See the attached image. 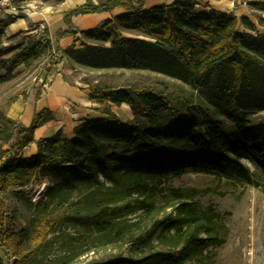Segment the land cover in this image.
<instances>
[{
	"label": "trees",
	"instance_id": "16d2710c",
	"mask_svg": "<svg viewBox=\"0 0 264 264\" xmlns=\"http://www.w3.org/2000/svg\"><path fill=\"white\" fill-rule=\"evenodd\" d=\"M146 2H86L65 13L67 30L57 32V40L76 34L74 15L116 7L126 13L80 32L81 46L64 51L46 28L31 36L28 29L9 59L11 66L44 61V79L64 59L72 69L143 72L173 82H86L102 117L85 119L71 139L55 133L26 158L22 150L52 114L36 112L25 127L0 110V253L14 239L17 264L43 256L65 229L86 239L75 244L69 236L60 264L99 247L124 252L98 264H207L203 252L216 240L220 215L196 201L199 190L173 181L190 170L252 183L243 155L264 174V120H251L264 111V4L252 5L259 13L255 25L231 13L198 14L192 0L150 8ZM6 25L0 22V46ZM6 79L0 75V84ZM122 103L132 125L111 111ZM31 182L48 184L36 202L16 191ZM8 194L29 214L18 236L6 226L10 215L2 196Z\"/></svg>",
	"mask_w": 264,
	"mask_h": 264
},
{
	"label": "rangeland",
	"instance_id": "374dc122",
	"mask_svg": "<svg viewBox=\"0 0 264 264\" xmlns=\"http://www.w3.org/2000/svg\"><path fill=\"white\" fill-rule=\"evenodd\" d=\"M38 25L40 23L35 26ZM41 25L44 29V24L41 23ZM43 29L37 33H33L31 30L28 34L30 36L38 35ZM259 30L263 31L262 28ZM24 32H19L17 37L8 39L0 46V60L5 62L3 68H0V75L7 76L6 81L0 84V110L5 115L14 102L25 101L29 97L36 99V95L46 81L44 72H42L44 61H33L28 66L9 65V59L16 51L17 43L24 36ZM59 62L71 69L78 78L77 80L86 86V82L96 81L108 84L147 82L156 85L158 82L164 81L173 84L162 76L150 73L84 69L79 66L72 69L64 59H59ZM121 120H124L127 125L128 123L133 124L132 120L129 121L123 117ZM251 120L254 122L264 120V111L253 115ZM240 161L248 168L252 183L235 178H218L214 175L195 173L190 170L172 183L174 187L199 190L201 195L196 198V201L202 206H212L220 215L214 231L216 240L203 252L205 256L203 261L207 264H264V174L246 155L241 156ZM47 188L46 182H31L16 191L19 196L36 202ZM2 199L8 206L10 215L6 226L15 236H18L27 228L29 214L26 211V206L12 194L2 196ZM138 214L139 212L127 214L125 218L135 219ZM69 236L75 238L73 242L75 244H82V241L86 239L73 229L62 230L57 235V239L47 245L43 256L24 264H60L61 257L66 254V247L63 244ZM52 238L53 236L50 235L47 240L50 242ZM14 245L15 240L12 239L5 247L4 255L0 253L4 264H17V256L13 254ZM84 251L86 249L83 248ZM123 252L116 248L99 247L93 252H85L76 257L69 264L106 263Z\"/></svg>",
	"mask_w": 264,
	"mask_h": 264
},
{
	"label": "crops",
	"instance_id": "0c3cea01",
	"mask_svg": "<svg viewBox=\"0 0 264 264\" xmlns=\"http://www.w3.org/2000/svg\"><path fill=\"white\" fill-rule=\"evenodd\" d=\"M104 0H15L19 6V13L15 16L11 12H0V22H7L4 29L2 43L16 36L19 32L26 31L37 24H44L49 38L57 44L60 50L80 47L83 40L80 32L94 30L106 21L125 14L121 8L89 14H79L71 17L70 22L75 35H67L56 39L59 31L67 30L63 17L66 12L86 2L94 5L103 3ZM177 0H147L146 7L169 5ZM198 14H207L210 11L231 13L236 18H247L257 25L255 14L259 13L252 8L253 4H264V0H192ZM264 18V13L261 14ZM73 71L59 62L52 73L46 78L43 87L38 93V98H27L25 101L14 102L10 105L6 116L27 127L34 113L48 110L53 119L37 128L33 134V141L22 150L23 157L35 154L37 145L60 132L62 136L71 139L74 128L85 119H98L102 116L97 112V104L89 98L87 86L81 84ZM111 111L121 120L123 117L132 120V113L125 103L111 105ZM124 124V120H121ZM127 125V124H126ZM128 125H130L128 123Z\"/></svg>",
	"mask_w": 264,
	"mask_h": 264
},
{
	"label": "built area",
	"instance_id": "2783aa9c",
	"mask_svg": "<svg viewBox=\"0 0 264 264\" xmlns=\"http://www.w3.org/2000/svg\"><path fill=\"white\" fill-rule=\"evenodd\" d=\"M19 6L15 3V0H0V12L2 11H9L12 13L13 16L17 15L19 13ZM40 29H43V26L40 24L37 27L34 26L32 32L37 33L40 31ZM57 57V55H54Z\"/></svg>",
	"mask_w": 264,
	"mask_h": 264
}]
</instances>
